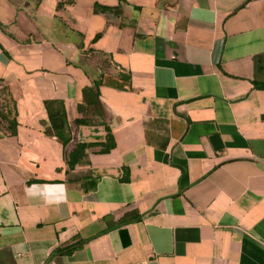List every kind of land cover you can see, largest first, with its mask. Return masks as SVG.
I'll use <instances>...</instances> for the list:
<instances>
[{
	"label": "crops",
	"instance_id": "1",
	"mask_svg": "<svg viewBox=\"0 0 264 264\" xmlns=\"http://www.w3.org/2000/svg\"><path fill=\"white\" fill-rule=\"evenodd\" d=\"M2 88L0 264H264V0H0Z\"/></svg>",
	"mask_w": 264,
	"mask_h": 264
},
{
	"label": "trees",
	"instance_id": "2",
	"mask_svg": "<svg viewBox=\"0 0 264 264\" xmlns=\"http://www.w3.org/2000/svg\"><path fill=\"white\" fill-rule=\"evenodd\" d=\"M60 4V2L58 3ZM95 11H102V12H115L116 10H118L117 7H109V6H98L95 5L94 7ZM99 81H94L93 85L89 88H85L83 90V93L85 94V97H87V95H90V102L92 104L91 109L93 110L94 113H97L99 116L102 117L103 115V109L102 106L98 100V86H99ZM4 92L6 91V89L2 88L0 90V92ZM7 93V91H6ZM8 97L9 94L7 93ZM45 108L47 110L48 113V119H49V124L48 126L45 127V132L47 134L50 135H56L63 144H65L68 141V136L65 135V132L67 130V123H66V119H65V110H64V106L62 101L60 100H48L44 102ZM79 109L83 108L82 105L78 106ZM8 120V124L14 126L15 125V120L14 119H7ZM77 123H83L86 122L85 119H77L76 120ZM106 136H105V142L103 144H101V148L100 151H108L113 145H114V141L112 139V135L110 133V130L108 127H106ZM15 132V129L11 130V134ZM86 145H93L91 144H86ZM85 147V144H78L77 145V149L81 148L83 149ZM140 214L138 213H132V215H125L123 217H121L117 224H120L122 222L131 220V219H137L140 218ZM75 247V244H71L68 247H65L63 251H70ZM61 249H57L55 252H61Z\"/></svg>",
	"mask_w": 264,
	"mask_h": 264
},
{
	"label": "rangeland",
	"instance_id": "3",
	"mask_svg": "<svg viewBox=\"0 0 264 264\" xmlns=\"http://www.w3.org/2000/svg\"><path fill=\"white\" fill-rule=\"evenodd\" d=\"M0 97L2 98V99H5L6 100V102H7V105H9L10 104V102H9V97H8V95H7V93H6V91H2V92H0ZM3 103V102H2ZM2 113H3V111H2ZM3 121H1L0 120V131H2L3 132Z\"/></svg>",
	"mask_w": 264,
	"mask_h": 264
}]
</instances>
